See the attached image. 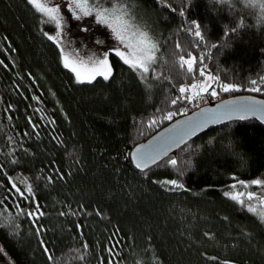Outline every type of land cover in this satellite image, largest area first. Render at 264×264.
Returning <instances> with one entry per match:
<instances>
[{
  "label": "trees",
  "instance_id": "obj_1",
  "mask_svg": "<svg viewBox=\"0 0 264 264\" xmlns=\"http://www.w3.org/2000/svg\"><path fill=\"white\" fill-rule=\"evenodd\" d=\"M145 1L159 21L146 77L110 55L112 77L81 84L48 39L47 17L29 0H0V249L15 264H264V209L246 198L253 180L264 185L261 122L215 126L145 170L130 158L198 101L264 98V27L245 0ZM189 53L220 78L191 100L180 87L204 78L180 67ZM36 203L44 215L33 223Z\"/></svg>",
  "mask_w": 264,
  "mask_h": 264
},
{
  "label": "snow or ice",
  "instance_id": "obj_2",
  "mask_svg": "<svg viewBox=\"0 0 264 264\" xmlns=\"http://www.w3.org/2000/svg\"><path fill=\"white\" fill-rule=\"evenodd\" d=\"M256 0H252V6L255 7ZM29 3L32 4L37 11L42 13L47 17L49 22L55 24L57 28H63L64 17L60 13L59 6L55 3V0H29ZM69 7L75 12H79L80 15H77L75 18L77 20L81 19L83 16H92L97 24L105 26L109 30V35L111 37L112 43H110L108 50L103 52L101 55L90 56L87 60L78 55H73L68 53L64 48H61V52L65 53L63 55V64L66 69H69L75 77L77 83H92L96 80L97 77H102L104 80H109L113 75V62L110 60V55L118 59L123 64L127 65L133 71L141 74L142 78L146 77V74L149 73L150 67L156 63L157 53L159 52L158 44L149 36L148 32L142 31L138 25L134 23V17L130 13L129 7L126 3V0H111V6L105 7L103 3L99 0H69ZM264 9V3L260 5ZM200 24H196V31L194 33L195 37L199 40H203L204 36L202 35L200 29ZM84 31H88L87 28ZM47 35V33H46ZM61 33L57 32L55 36L49 35V40H55L57 43L60 42L59 37ZM99 44H103V40L97 41ZM177 48L180 47L179 43L176 45ZM213 47H216L213 45ZM190 59H185L183 56L180 57V67L184 68L187 65V72L189 73H198L200 77H203L204 80L198 83H192L190 88L181 86L179 92L184 94L186 92H191L187 98L189 100L195 99L198 96H201L202 93H207L208 89L212 86L213 83L219 82V76L212 74L208 70V65L203 64V66L195 68L196 57L191 56L189 53ZM204 57H200L201 63L203 62ZM251 83L255 85L256 80H252ZM220 88L224 92L230 91H239V86L230 83L219 84ZM250 91L259 92L261 89L259 87H253L249 89ZM212 96H216L217 93L215 90L209 93ZM184 98L177 97V99ZM177 102L176 99L172 101L173 104ZM255 104H264V101H253L251 105L244 107V111L249 113H255L256 108ZM240 110V109H234ZM175 113L169 112L167 119H171ZM210 119H223L225 117L217 116L215 113L212 114ZM246 116H240L239 119H246ZM152 123H155L153 121ZM141 150L137 149V153ZM153 161L155 160L152 157ZM177 161L175 159L171 160V164L175 166ZM137 167H141V164H137ZM166 183L174 185L179 188H184L183 184H178L176 180H170ZM239 184L243 188H248L249 185L245 184L243 181H240ZM253 185H261L262 181L257 179L252 181ZM12 187L19 193L21 196H24V193L19 187L15 184ZM233 189H236L237 185L233 184L231 186ZM27 193L32 194L33 188L31 185L27 186ZM224 195L230 199L237 201L239 204L243 205L245 203L242 196H245L244 192L231 193L225 192ZM27 198V197H26ZM246 198L249 201L254 199V194L248 192ZM260 200L261 208L264 209V196L256 197ZM36 211L27 212L28 217H34L33 223H36L39 217L44 215L43 211H40L39 203L35 205ZM248 211L252 213H257L258 208L251 204L248 205ZM259 217L264 221V210L259 211ZM37 231H40L37 228ZM87 248V245H84ZM47 250V249H46ZM113 249H109L111 253ZM51 259V256L49 257Z\"/></svg>",
  "mask_w": 264,
  "mask_h": 264
},
{
  "label": "water",
  "instance_id": "obj_3",
  "mask_svg": "<svg viewBox=\"0 0 264 264\" xmlns=\"http://www.w3.org/2000/svg\"><path fill=\"white\" fill-rule=\"evenodd\" d=\"M253 101H264V98L251 94H238L196 107L191 112L175 118L147 139L135 144L130 151V158L136 167L138 163L141 164V167L137 168L145 170L187 141L220 124L235 120L255 119L264 125V104H255L254 114L243 110ZM213 113L225 118L210 119ZM240 116L247 118L239 119ZM137 149L141 151L137 153ZM152 157L155 158L154 161Z\"/></svg>",
  "mask_w": 264,
  "mask_h": 264
},
{
  "label": "rangeland",
  "instance_id": "obj_4",
  "mask_svg": "<svg viewBox=\"0 0 264 264\" xmlns=\"http://www.w3.org/2000/svg\"><path fill=\"white\" fill-rule=\"evenodd\" d=\"M89 2L91 3V0H89ZM99 2L103 3L105 7L111 6V0H99ZM55 3L59 6L60 13L64 17V21L62 22L63 28H57L55 24L51 22L48 34L55 36L57 32L61 33L59 37L60 42L57 43L54 40L59 45L60 50L64 48L66 52L83 57L85 60L93 55H101L108 50L112 40L109 35V30L105 26L97 24L92 16H83L81 19L77 20L75 17L80 15V13H74L71 10L69 7V0H55ZM126 3L130 13L134 17V23L138 25L142 31L148 32L149 36L158 44L159 21L156 12L150 4L145 0H126ZM85 28H87L88 31H84ZM99 40H103L104 43H97ZM64 54L65 53L61 52L62 63ZM201 104L204 103L198 101V106ZM250 192L254 194V199L252 201L258 204L260 202L256 197L264 196V185L252 184ZM0 264H15V262L0 249Z\"/></svg>",
  "mask_w": 264,
  "mask_h": 264
},
{
  "label": "clouds",
  "instance_id": "obj_5",
  "mask_svg": "<svg viewBox=\"0 0 264 264\" xmlns=\"http://www.w3.org/2000/svg\"><path fill=\"white\" fill-rule=\"evenodd\" d=\"M246 6L254 9L255 23L258 28L264 27V9L260 7L264 0H256L255 7L252 6V0H245Z\"/></svg>",
  "mask_w": 264,
  "mask_h": 264
}]
</instances>
